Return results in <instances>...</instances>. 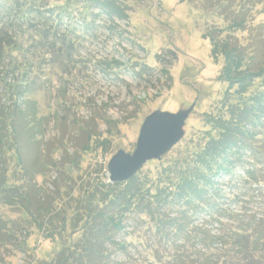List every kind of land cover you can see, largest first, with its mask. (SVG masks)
<instances>
[{"label": "rangeland", "instance_id": "374dc122", "mask_svg": "<svg viewBox=\"0 0 264 264\" xmlns=\"http://www.w3.org/2000/svg\"><path fill=\"white\" fill-rule=\"evenodd\" d=\"M114 1L124 11L122 17L94 3L91 8L81 4L73 10L77 17L68 29L83 37L76 39L67 73L35 65L28 74L34 82L31 92L16 98L14 107L0 84V118L12 117L16 126L18 120L27 129L33 127L24 141V136L18 138L17 132L0 122V264L54 262L62 246L69 245L68 237L75 236L76 242L89 211L88 198H94L95 205L99 184L109 183V161L119 152L133 154L147 117L176 123L185 116L179 141L159 159L146 162L138 171L142 176L155 181L168 162L201 148L200 138L207 130L202 114L217 104L225 88L216 81L222 61L212 59L203 34L212 26L225 27L220 14L229 2ZM254 14L255 22L264 25L263 6L257 5ZM246 34L234 33L241 43ZM11 53L22 62L19 52ZM8 61L9 57L4 66ZM29 62L34 63L31 58ZM21 72L13 70L6 83H16ZM20 164L40 173H34L29 189ZM221 182L222 198L216 204L220 207L198 214L190 228L203 225L217 234L221 223H229L224 216L227 211L264 220V185L249 187L228 178ZM6 187L14 188L15 199H3ZM145 220L127 215L121 222L124 230L111 231L112 243L120 249L109 245L105 264H170L175 250L183 253L181 260L186 263L204 250L194 241L179 238L164 247ZM254 258L260 260L255 264H264L262 254Z\"/></svg>", "mask_w": 264, "mask_h": 264}, {"label": "trees", "instance_id": "16d2710c", "mask_svg": "<svg viewBox=\"0 0 264 264\" xmlns=\"http://www.w3.org/2000/svg\"><path fill=\"white\" fill-rule=\"evenodd\" d=\"M100 1L0 0V84L12 97V107L16 98L31 92L34 82L28 74L35 65H49L67 73L77 49L76 39L83 37L68 29L77 17L74 9L81 4L91 8L90 3H94L112 8L118 17L125 14L114 0ZM226 1L228 8L220 14L225 27L212 26L203 34L210 43L212 59L216 63L222 61L216 81L225 84V88L217 104L202 114L207 130L202 132L201 148L168 162L158 171L155 181L137 172L125 182L99 184L95 205L94 198H88L89 211L78 240L73 242L75 236L68 237L69 245L62 246L54 262L45 264H105L109 245L120 249L112 243L111 231H123L121 222L131 214L144 217L151 224L149 231L164 247L179 238L194 241L204 249L198 251L197 259L186 263L181 260L183 253L175 250L170 264H255L260 261L254 258L257 254H262L264 261L263 219L255 221L254 216L227 210L224 214L225 210H221L229 223H221L217 234L205 230L203 225L190 228L198 214H210V210L220 207L216 204L222 198L218 187L223 179L240 180L249 187L264 185V25L255 22L254 14L257 5L263 6L264 11V0ZM236 31L247 33L245 41L241 43L235 37ZM9 51L19 52L22 62ZM21 69L16 83H6L13 70ZM162 72L166 75L167 70ZM11 113L17 114L15 110ZM11 118H0V122L17 132L18 138L22 135L27 140L33 127L27 129L15 118L16 126ZM14 141L10 144L18 157ZM19 167L29 189L34 173L39 172L36 168L26 169L23 164ZM13 190L2 188L6 194L3 199H15ZM215 245H220V249H215ZM226 249L228 254L223 255ZM214 254L218 256L216 260L212 258Z\"/></svg>", "mask_w": 264, "mask_h": 264}, {"label": "water", "instance_id": "95a60500", "mask_svg": "<svg viewBox=\"0 0 264 264\" xmlns=\"http://www.w3.org/2000/svg\"><path fill=\"white\" fill-rule=\"evenodd\" d=\"M184 118L176 123H168L153 115L147 117L141 126L133 154L129 156L119 152L109 161L108 182H125L146 162L167 153L180 139Z\"/></svg>", "mask_w": 264, "mask_h": 264}]
</instances>
